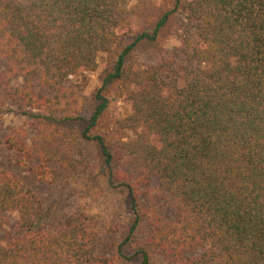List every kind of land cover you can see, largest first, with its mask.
Returning a JSON list of instances; mask_svg holds the SVG:
<instances>
[{"label": "trees", "instance_id": "1", "mask_svg": "<svg viewBox=\"0 0 264 264\" xmlns=\"http://www.w3.org/2000/svg\"><path fill=\"white\" fill-rule=\"evenodd\" d=\"M129 1L0 0V98L33 132L3 135L0 126V148L48 184L52 166L84 171L98 155L110 182L127 191L131 216L105 254L94 216L49 211L0 169V230L3 214L18 215L0 264H264V0H175L137 33L126 26ZM164 34L179 49L143 68L135 50ZM100 54L107 66L86 118L83 86L65 81L95 72ZM115 82L137 88L122 121L137 132L120 143L127 173L113 171L112 145L92 134ZM153 178L151 198L176 220L144 205Z\"/></svg>", "mask_w": 264, "mask_h": 264}, {"label": "rangeland", "instance_id": "2", "mask_svg": "<svg viewBox=\"0 0 264 264\" xmlns=\"http://www.w3.org/2000/svg\"><path fill=\"white\" fill-rule=\"evenodd\" d=\"M175 6V0H130L127 7L130 11L126 20V26L133 28L134 33L151 30L160 17ZM128 39V37L126 38ZM131 41V40H130ZM180 42L177 38L164 34L156 43L140 44L133 56L144 68L158 63L161 57H172L179 49ZM98 69L87 73L84 78L73 76L65 81L67 87L83 86V95L88 99L85 117L90 118L95 107L93 93L103 84L104 70L107 66V57L100 54L98 57ZM0 66L3 62L0 61ZM22 85V80L16 82ZM135 86H124L121 82H115L104 91L109 99V104L93 129V135H102L112 145V152L117 160L113 164V171L120 169L127 173L129 170L121 166L118 160L125 153L121 150L122 141H133L137 132L122 127V121L133 112L132 101L129 91L136 90ZM45 95L47 93H44ZM5 102V112L0 115L1 133L20 136L22 133L28 137L33 136L27 125V119L9 111V103L5 98H0V103ZM139 129L138 132H142ZM12 156L10 160L9 157ZM9 155L5 148H0V169L14 173L25 182L44 201L47 209L56 214L85 213L95 217V223L100 234L105 238L102 251L109 254L110 245L117 243V237L126 232V226L130 220L128 209V193L110 182V170L95 155L90 166L84 171L73 172L52 166L54 182L51 184L40 181L37 175L29 172V169L15 164L13 155ZM132 176L137 178L133 172ZM159 186V179L153 178L142 189L144 205L152 206L157 216L166 220L174 221L177 213L163 205L161 197L151 198V192ZM7 224L0 230V246H9L12 243L14 226L18 220L17 213H6L2 215ZM115 233H119L116 236ZM119 241V238H118ZM154 264H166L163 258H157Z\"/></svg>", "mask_w": 264, "mask_h": 264}]
</instances>
